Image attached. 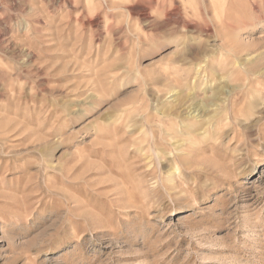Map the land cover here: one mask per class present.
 Here are the masks:
<instances>
[{"label": "clouds", "instance_id": "1", "mask_svg": "<svg viewBox=\"0 0 264 264\" xmlns=\"http://www.w3.org/2000/svg\"><path fill=\"white\" fill-rule=\"evenodd\" d=\"M0 264H264V0H0Z\"/></svg>", "mask_w": 264, "mask_h": 264}]
</instances>
